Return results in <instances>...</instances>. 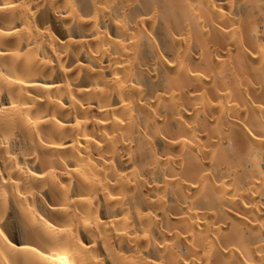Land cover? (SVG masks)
Instances as JSON below:
<instances>
[{"label": "bare ground", "instance_id": "obj_1", "mask_svg": "<svg viewBox=\"0 0 264 264\" xmlns=\"http://www.w3.org/2000/svg\"><path fill=\"white\" fill-rule=\"evenodd\" d=\"M0 32V264H264V0H0Z\"/></svg>", "mask_w": 264, "mask_h": 264}, {"label": "snow or ice", "instance_id": "obj_2", "mask_svg": "<svg viewBox=\"0 0 264 264\" xmlns=\"http://www.w3.org/2000/svg\"><path fill=\"white\" fill-rule=\"evenodd\" d=\"M0 35H9V34H8V33H4V32H0ZM2 55H5V53H4L3 51H0V56H2ZM16 83H17V84H22L23 81H16ZM5 103H7V102H5ZM13 107H14V105H13ZM29 123L31 124L32 121H29ZM56 123H57V124H60V121L57 120ZM61 127H63V125H61ZM64 146H65V145H63V144L54 145V147H56V148H61V147H64ZM32 175H33V176H36L37 173L34 171V172L32 173ZM50 202H51V201H50ZM84 224H85L86 226H89V225H90V221H89L88 219H85V220H84ZM88 243H90V242H88Z\"/></svg>", "mask_w": 264, "mask_h": 264}]
</instances>
